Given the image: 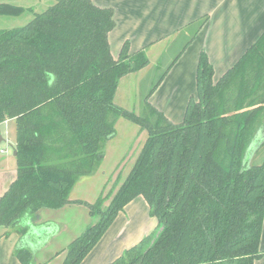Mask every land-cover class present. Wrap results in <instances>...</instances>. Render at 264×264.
Masks as SVG:
<instances>
[{
  "label": "trees",
  "instance_id": "trees-1",
  "mask_svg": "<svg viewBox=\"0 0 264 264\" xmlns=\"http://www.w3.org/2000/svg\"><path fill=\"white\" fill-rule=\"evenodd\" d=\"M56 1L41 14L0 4V17L34 15L25 26L0 29V125L16 121L18 165L17 181L0 198V225L14 228L26 216L39 220L44 209L85 205L97 222L69 245L63 263L81 264L119 213L143 197L158 226L111 264L261 260L264 161L249 165L248 149L264 126V60L249 62L264 37L217 84L203 52L199 99L176 125L148 102L167 73L146 97L142 116L115 103L121 79L149 59L145 51L131 55L129 42L114 59V10L92 0ZM121 118L148 133L132 171L114 196L115 188L95 204L72 202L78 180L102 165ZM16 256L31 264L27 251Z\"/></svg>",
  "mask_w": 264,
  "mask_h": 264
},
{
  "label": "crops",
  "instance_id": "crops-1",
  "mask_svg": "<svg viewBox=\"0 0 264 264\" xmlns=\"http://www.w3.org/2000/svg\"><path fill=\"white\" fill-rule=\"evenodd\" d=\"M92 1L100 8L114 10L116 28L109 34L114 59L118 60L126 42L130 44L131 55L145 51L149 59L146 68L121 79L115 95V103L118 105L117 101L121 102L119 107L130 111L132 108L127 92L130 90L137 94L139 91L135 87L123 90L121 84L145 79L155 67L160 68L162 61H166L170 55V50L179 45L180 53L170 63L161 84L148 97V102L176 125L183 123L190 102L199 99L197 74L201 54L205 52L208 55L214 68L213 80L217 84L255 46L260 45L264 37V0ZM206 17L207 22L200 26L198 23ZM257 50L251 56L249 66L264 60V44ZM9 122L16 124L15 120H9L0 125L3 141L6 140L3 126ZM15 148L16 145L14 151ZM8 152L7 148L0 149V186L2 180L13 181L18 174V165H13L16 156L13 152V156H10L13 162H10ZM102 173L103 162L96 174L78 180L70 200L92 203L91 199L75 198L73 194L82 186L89 187L93 179ZM81 207L71 203L58 210L44 209L35 222L26 216L14 228L0 225V264H23L16 256V251H27L36 259V263L57 258L62 260L63 257V264L68 243L76 240L88 228L81 227L77 231L74 217V225L68 221L67 217H71L74 211L75 214L82 213ZM88 214L91 216L90 211ZM72 226L74 228L70 230ZM157 226L158 220L150 216L148 203L139 197L119 213L113 225L81 264H111L155 231ZM19 230L24 233L20 234ZM260 252L264 254V225ZM255 264H264V256Z\"/></svg>",
  "mask_w": 264,
  "mask_h": 264
},
{
  "label": "rangeland",
  "instance_id": "rangeland-1",
  "mask_svg": "<svg viewBox=\"0 0 264 264\" xmlns=\"http://www.w3.org/2000/svg\"><path fill=\"white\" fill-rule=\"evenodd\" d=\"M57 3L56 0H0V4H10L15 6H20L23 8H32L35 10L36 13H43L50 7L54 6ZM34 15L26 14L22 17H0V29H15L22 26L27 25L32 19ZM179 45L174 46L173 49L170 50L169 56L167 57L166 61H162V65L159 68L158 66L155 67L148 76L140 82H132L128 81V84L125 81V84H121V89H125L128 87L132 89L135 87L139 91L138 93L131 92L130 90L128 93V101L129 106L132 108L130 111L135 112V114L142 116L144 112V105H142L146 100V97L150 93V91L154 88V86L159 81L160 77L166 72L170 63L175 59V56L180 53L178 50ZM174 54V55H173ZM171 59V60H170ZM140 93V94H139ZM140 95V96H139ZM146 96V97H145ZM142 97V98H140ZM118 105H121V102L117 101ZM16 131L17 127L14 122H9L7 125L3 126V133L5 137V141L1 142L0 149H8L9 159L8 161L13 162L10 156H13L14 146L16 145ZM140 127L131 121L121 118L116 123V134L115 136L109 140L105 149V159L103 161V170L104 173L98 174L95 179H93L91 185L86 188V186H82L74 192L73 197L75 198H87L91 199L92 203L95 204L100 196L103 194L109 195L111 190L114 189V196L117 191L121 188L123 183L125 182V177L130 174L131 170L133 169L136 158L139 157L141 151L145 145L146 140L148 139L147 131H144L141 134ZM264 126L259 130V132L255 135L254 140L252 141L248 153L251 155L248 159L249 165H261L264 161ZM0 155H2L0 153ZM15 163V164H14ZM13 165H17V161L14 160ZM96 174V173H95ZM84 192V193H83ZM82 198V199H83ZM113 198V197H112ZM112 198H110L105 206L110 205ZM82 213L77 212L70 216H68V221L73 222V217L76 220L75 229L79 231L82 227H89L95 222L97 219H94L89 216V208L85 205L81 207ZM66 218V219H67ZM72 218V219H71ZM96 220V221H95ZM88 221H90L88 223ZM72 226V228H74ZM85 228V229H86ZM65 237V236H64ZM72 243L70 241L67 245L66 254L68 255V248L69 245ZM66 255V256H67ZM65 256V257H66ZM30 263L31 264H62V260L57 258L55 260H45L40 263H36V259L30 256ZM43 260V259H40Z\"/></svg>",
  "mask_w": 264,
  "mask_h": 264
},
{
  "label": "water",
  "instance_id": "water-1",
  "mask_svg": "<svg viewBox=\"0 0 264 264\" xmlns=\"http://www.w3.org/2000/svg\"><path fill=\"white\" fill-rule=\"evenodd\" d=\"M0 142H3V138L0 135ZM14 156H17V151H14ZM18 173V172H17ZM18 179V174L17 177L15 178V180L13 181H6L2 180L1 182V186H0V196L3 197L5 195V193L10 189V187L12 186L13 183H15Z\"/></svg>",
  "mask_w": 264,
  "mask_h": 264
},
{
  "label": "built area",
  "instance_id": "built-area-1",
  "mask_svg": "<svg viewBox=\"0 0 264 264\" xmlns=\"http://www.w3.org/2000/svg\"><path fill=\"white\" fill-rule=\"evenodd\" d=\"M2 153H3V151H2Z\"/></svg>",
  "mask_w": 264,
  "mask_h": 264
}]
</instances>
